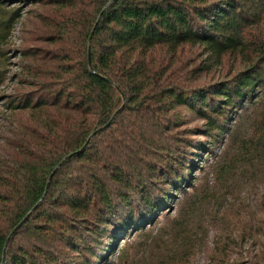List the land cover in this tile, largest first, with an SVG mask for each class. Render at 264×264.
<instances>
[{
	"label": "trees",
	"instance_id": "16d2710c",
	"mask_svg": "<svg viewBox=\"0 0 264 264\" xmlns=\"http://www.w3.org/2000/svg\"><path fill=\"white\" fill-rule=\"evenodd\" d=\"M8 80L0 264H100L119 237L156 225L187 182L183 110L212 138L245 106H263L264 0H0V87ZM260 116L234 164L264 160ZM192 225L159 233L157 264H192L202 233ZM215 253L209 264L229 263L226 249Z\"/></svg>",
	"mask_w": 264,
	"mask_h": 264
},
{
	"label": "rangeland",
	"instance_id": "374dc122",
	"mask_svg": "<svg viewBox=\"0 0 264 264\" xmlns=\"http://www.w3.org/2000/svg\"><path fill=\"white\" fill-rule=\"evenodd\" d=\"M23 18L10 40V77L19 63L15 51L21 45L22 23L26 16ZM13 89L11 80H8L0 87V96L12 93ZM256 107L255 104L242 108L231 117L226 131L212 138L203 121L182 111V129H187L194 147L193 162L185 173L187 182L156 216V225L147 227L145 232L119 237L100 264H157L161 245L159 233L170 232L174 223H191L195 232L202 231L192 264H209L211 258L217 260L215 252L223 249L227 250L224 259L228 264H247V261L264 264V160L258 162L259 165L233 163L238 156V141L252 133L255 121L264 110V104L255 110ZM234 131L236 142L231 140ZM202 147L205 150L199 152L197 149L202 150ZM225 166L226 171L219 172V168ZM193 203L198 206L191 212ZM242 235L244 241L240 240ZM106 241L108 243L109 239ZM65 253L68 261L75 255L70 250Z\"/></svg>",
	"mask_w": 264,
	"mask_h": 264
},
{
	"label": "water",
	"instance_id": "95a60500",
	"mask_svg": "<svg viewBox=\"0 0 264 264\" xmlns=\"http://www.w3.org/2000/svg\"><path fill=\"white\" fill-rule=\"evenodd\" d=\"M95 29H96V27L94 28V30H93V32H92V34H91V36H90V39H89V44H91V42H92V38H93V35H94V32H95ZM73 156V155H72ZM72 156H70V157H68L67 159H70ZM67 159H65L57 168H56V170L54 171V173L51 175V177H50V179H49V183L51 182V180H52V177H53V175L62 167V165L67 161ZM49 185V184H48ZM36 209V208H35ZM34 209V210H35ZM33 210V211H34ZM30 215H31V213L24 219V221H22V223H20V225H18V227L13 231V233L12 234H14L17 230H19L24 224H25V222L28 220V218L30 217ZM9 240H10V238H9ZM8 240V241H9Z\"/></svg>",
	"mask_w": 264,
	"mask_h": 264
}]
</instances>
